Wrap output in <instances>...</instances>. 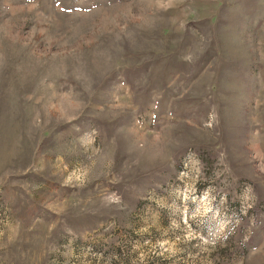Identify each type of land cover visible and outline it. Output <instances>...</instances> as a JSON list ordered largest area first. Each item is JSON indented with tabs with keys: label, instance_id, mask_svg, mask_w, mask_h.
<instances>
[{
	"label": "rangeland",
	"instance_id": "rangeland-1",
	"mask_svg": "<svg viewBox=\"0 0 264 264\" xmlns=\"http://www.w3.org/2000/svg\"><path fill=\"white\" fill-rule=\"evenodd\" d=\"M0 264H264V0H0Z\"/></svg>",
	"mask_w": 264,
	"mask_h": 264
}]
</instances>
